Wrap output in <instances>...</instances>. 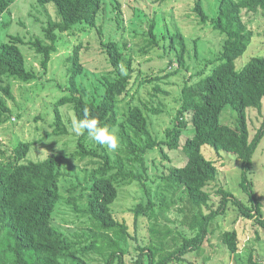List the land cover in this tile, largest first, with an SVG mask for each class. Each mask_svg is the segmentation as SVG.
<instances>
[{
    "label": "trees",
    "instance_id": "16d2710c",
    "mask_svg": "<svg viewBox=\"0 0 264 264\" xmlns=\"http://www.w3.org/2000/svg\"><path fill=\"white\" fill-rule=\"evenodd\" d=\"M15 1L0 0V18ZM35 1L42 6L52 4L56 21L43 28V39L36 38L29 43L30 49L40 56L39 71L32 64L26 67L24 54L19 48L20 38L11 36L0 42V127L8 123L12 115L8 105V101L14 100L11 83H31L40 76L39 72L46 74L51 56L57 51V34L71 35L78 25L94 29L101 53L106 55L104 62L114 77H103L104 90L98 100L85 99L77 84L85 70L80 55L84 45L82 42L74 45L67 58L68 96L57 102L51 124L54 136L68 135L72 138L63 144L67 149L70 144L73 146L68 158L64 154L65 149L60 150L61 157L59 152H55L43 156L45 159L41 161L27 160L31 148L43 142L45 137L39 138L38 142L20 141L12 152L0 147V264H92L94 261L125 264L128 255L134 258L133 264H186L188 255L194 254L197 258L196 255L202 254L203 243L212 233L213 224L227 213L229 206L238 212L240 218L254 221L264 231L262 198L255 194L249 178L252 157L264 137V120L251 139L246 113L248 109L256 110L258 114L264 110V56L252 58L240 71L235 67L236 60L247 51L252 40V32L244 23L242 13L260 12L264 16V0H220L216 17L212 20L202 8V0H194L192 13L195 19L201 25L210 22L212 29L224 37L222 52L217 58L221 63L207 76L199 73L197 80L192 81V76H189L183 81L177 114L171 126L164 131L163 140L152 135L151 122L150 128L148 123L149 115H157L163 110L153 107L148 101L128 104L122 114L119 107L134 86L139 90L146 84L176 76L181 70L188 72L182 33L169 35L171 49L175 53L169 60V66L176 64L172 72L165 70L168 74L164 77H141L142 72H138V77L132 82L134 70L130 60L124 59L116 42H103L102 31L96 26L103 0ZM166 1L169 0H154L160 5ZM117 5L119 10L120 5ZM86 28L80 27L81 31ZM155 29L156 22L152 21L147 32L146 54L159 48L160 40ZM162 38L164 40L165 36ZM27 53L32 57L29 51ZM123 63L125 75L120 74ZM152 88L155 96L158 93L166 95L158 85ZM66 105L73 118H82L83 109L88 108L101 126L114 131L119 138V149L113 154L103 145L93 146L86 133L77 136L65 115L67 129L66 121L58 111L59 107ZM226 107L235 113L231 125L220 121ZM187 125L193 135L181 145ZM45 135L48 137L50 134ZM162 146L169 150L181 148L186 163L181 168L170 167L167 173L152 180L149 171L155 172L162 166L148 154L159 147L161 158L169 160ZM205 147L213 151L210 158L203 154ZM221 153L235 157L240 163L239 185L246 200L239 201L227 190L219 188L215 193L219 200L213 202L208 187L216 181V163L222 157ZM63 159H88L95 165L86 177L72 175L73 170H70L68 177L74 176L78 183L72 181L69 184L66 190L68 197L62 194L60 186L64 177L61 173ZM96 159L100 162H95ZM153 183L155 191L149 186ZM133 184L143 194L142 202L137 203L131 212L135 222L139 218L148 221L149 236L145 245H138L127 225L119 222L110 209L118 199L121 186ZM80 188L82 194L86 193L83 206L79 204V196L75 195ZM176 203L182 206L177 208L178 217L172 221L167 218V213ZM63 206L74 219L70 225L78 224L84 228L83 233L78 226L71 230L55 223L54 213ZM131 240L136 244L132 245ZM220 241L240 262L238 264H264L253 258L251 250L247 258L243 257L246 260L242 258L235 230L222 232Z\"/></svg>",
    "mask_w": 264,
    "mask_h": 264
},
{
    "label": "rangeland",
    "instance_id": "374dc122",
    "mask_svg": "<svg viewBox=\"0 0 264 264\" xmlns=\"http://www.w3.org/2000/svg\"><path fill=\"white\" fill-rule=\"evenodd\" d=\"M219 1L202 0V8L209 20L216 17ZM117 4L120 5L119 10L117 9ZM193 6L194 0H169L162 5L155 3L154 0H103L102 11L97 16L96 26L102 31L101 39L103 42H116L123 53L124 59L126 61L130 60L131 67L134 70L132 82L138 77V72H142L141 77L148 75L164 77L168 74L167 71L172 72V67L175 68L176 64L169 66V60L175 54L173 49H171L169 35L180 32L185 38V60L188 72L181 70L176 76L172 75L155 83L146 84L140 87L139 90L134 86L119 107V112L122 114L128 104L133 105L148 101L152 103L153 107L163 110L162 113L149 115L148 117L149 128L151 122V133L153 136L158 137V140H163L164 131L171 126L172 119L177 114L179 108L177 100L179 99L183 81L189 76H192V81L197 80V74L199 73L207 76L221 63L217 61V58L222 52L224 37L212 29L210 22L201 25L192 13ZM55 12L52 4L42 6L35 0H16L0 18V42L7 41L11 36L20 38L22 43L19 44V48L24 54L26 67L29 68L32 64L39 71L40 56H37L32 48L30 49L29 43L36 38L43 39V28L46 27L47 23L56 21ZM242 17L247 28L252 32V40L247 51L235 62L237 71L242 70L252 58L264 56V16L260 12H243ZM152 21L156 22L155 34L158 36L160 43L159 48L150 50L151 53L146 54L144 50L148 44L146 40L147 32ZM81 26L86 28L84 25H78L76 26L77 28L74 27L75 29L71 35L68 33L57 34V51L51 56V62L48 65L46 74H40L39 72L38 75L40 76L31 83H11L14 100L8 101V105L12 115L8 123L0 127V147L12 152L20 141L31 140L32 142H38L39 138L45 137L46 139H42L43 142L31 148L27 160L41 161L45 159L43 156L47 157L55 152H59L61 157L62 153L60 150L65 149L67 151L64 154L68 158L73 146L70 144L67 149L63 147V144L68 142V140H72V138L68 135L54 136L51 124L53 123L57 102L61 98L68 96L67 58L72 47L80 42L84 45L80 55L85 65V70L84 74L79 77L80 79L78 78L77 84L85 99L98 100L104 90L103 77L108 79L114 77V75L109 73L107 64L104 62L106 55L101 53L95 30L86 28L81 31ZM163 35L165 36L164 40L162 38ZM28 47L29 49L27 50ZM27 51L32 54V57L28 56ZM32 60L36 62L32 63ZM125 63L122 65L125 66ZM156 85L165 91L166 95L158 93L155 96L152 87ZM67 110V105L58 108L62 119L66 121L65 124L68 129V119L71 125L73 116ZM246 113L250 138L253 139L263 123L264 110L261 114H258L256 110L248 109ZM65 115L68 116V119ZM234 117L235 113L231 108L226 107L220 121L222 124L231 125L234 122ZM46 133L50 135L46 137ZM192 135L191 127L187 125L180 144L182 145L185 139L191 138ZM89 142H92L93 146L98 145L90 138ZM162 148L169 160L161 158L159 147L148 154L150 159L155 158L156 163L162 166L155 172L153 170L149 171L151 173L149 177L152 180L155 176L157 178L159 175L167 173L170 167L181 168L186 163V157L181 148L178 150H169L166 146H162ZM108 151L113 154L115 152ZM202 151L207 158L213 156V151L208 147L203 148ZM221 154L222 157L216 163V181L208 187L212 194L213 202L216 203L219 200V197L215 194L219 188L227 190L239 201L246 200V195L239 185L241 177L240 163L233 156ZM95 162L99 163L100 161L96 159ZM62 164L61 173L64 177H62L60 186L62 194L68 197L66 190L69 184L72 181H75L76 184L78 183L72 175L79 174V176L85 175L86 177L89 175V170L93 169L95 165L88 159L84 161L65 159ZM71 169L73 174L68 177ZM249 178L253 183L255 194L257 197L262 198V211L264 213V137L252 157V172ZM149 186L155 191L156 185L154 183ZM75 195L79 196V204L83 206L86 193L82 194V189L80 188L77 189ZM81 195L82 197H80ZM142 197V191L137 185L121 186L118 199L110 207L114 217L119 222H124L128 227L129 233L137 238L138 245H145L149 236L148 221L145 218H139L135 222L131 212L137 203L142 202ZM180 206L182 204L176 203L175 207L170 208L167 213L169 220H176L175 218L178 217L176 210ZM53 218L55 223L63 228L69 227L73 230L77 226L80 227L78 224L73 227L70 225L71 223L69 222L74 219L72 215L68 214V210L66 211L64 206L59 207L55 211ZM80 228L83 233L84 228ZM233 230L238 233L241 249V253H239L242 254V258H247L251 250L253 258L259 259L264 263V231L254 221L240 218L238 212L230 206L227 213L213 224L212 233L208 234L203 243L202 254L196 255L195 257L197 258H194V254H190L186 258L193 264L240 263L234 259V256L220 241L222 232ZM130 242L132 245L135 243L133 240ZM245 258L243 259L246 260ZM189 262H186V264H189ZM133 263L134 258L131 255L125 257V264ZM92 264L101 263L94 261Z\"/></svg>",
    "mask_w": 264,
    "mask_h": 264
},
{
    "label": "clouds",
    "instance_id": "9594fccd",
    "mask_svg": "<svg viewBox=\"0 0 264 264\" xmlns=\"http://www.w3.org/2000/svg\"><path fill=\"white\" fill-rule=\"evenodd\" d=\"M120 74L125 75L126 69L120 66ZM73 132L77 136H87L96 144L106 146L108 150L117 151L119 149V138L108 127L101 126L97 118L93 117L88 108L83 109L82 118H73L71 122Z\"/></svg>",
    "mask_w": 264,
    "mask_h": 264
}]
</instances>
